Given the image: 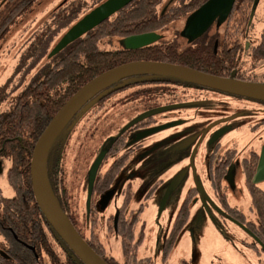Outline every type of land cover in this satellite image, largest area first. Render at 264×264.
Wrapping results in <instances>:
<instances>
[{
    "label": "flooded vegetation",
    "instance_id": "obj_1",
    "mask_svg": "<svg viewBox=\"0 0 264 264\" xmlns=\"http://www.w3.org/2000/svg\"><path fill=\"white\" fill-rule=\"evenodd\" d=\"M208 1L134 0L103 23L109 24L111 34L98 46L117 64L113 68L130 63H161L201 73L205 69L214 70L212 76L264 85V17L258 15L260 10H264V0L257 3L256 0H235L228 16H218L202 35L194 38L187 28ZM123 19L127 21L124 23ZM33 20L30 19L29 24ZM146 35H152L154 39L148 45L135 48L136 44L130 41ZM12 49H0V53L11 52ZM196 56L201 58L202 71L189 65L191 57ZM132 84H137L134 87L141 91L137 99L138 114L120 124L118 129H112L111 125L103 129L110 139H106L108 145L101 147L98 154L91 157L96 159L102 152L105 153L96 174L90 202L89 171L94 160L91 159L88 170L80 165L75 167L72 160L68 162L66 172L69 176L66 180H63L59 166L47 165L51 190L66 216L68 214L63 201L70 194L78 201V217L73 227L82 239L106 263L128 264L123 250L124 237L126 244L136 245L135 260L138 264H152L151 258L139 254L143 235L138 233L137 224L142 223V209L131 208L132 199L125 197L122 207H116L115 212L109 214L107 230L101 225L100 214L108 210L107 202L111 198L114 181L117 179V184L123 181L125 173L120 180L119 174L135 165L134 156L144 146L142 142L145 140L133 142L139 133L181 122V125L172 127L171 134L159 137L162 139L167 136L169 140L171 135L193 132L196 127L191 124L199 121L205 124L199 130V136L211 133L213 138L199 155L200 151L196 149L189 160L185 157L181 159L195 182L191 183V190L179 210L176 223L164 232L162 243L165 244V240L175 231L181 230L179 228L183 226L185 217L194 207H207L215 199L220 206L224 205L226 211L234 214L231 217L234 224L226 222V227L241 225L240 228L245 227L252 232L253 241L246 243L264 255V189L261 188L264 186V170L260 174L264 158V100L215 90L172 76L147 74L114 83L87 104L98 100L109 89ZM143 89L151 91L142 93ZM106 98L115 99L111 95ZM150 112L155 113L139 119ZM77 115L66 127L71 125ZM103 116L101 123L105 124L112 114L109 112ZM138 119L140 121L132 125ZM231 133L238 137V141L231 138L222 141ZM10 167V161L0 158V180L3 178L12 191L11 195H5L0 184V200L17 199L15 190L7 181ZM16 207L7 211L0 202V264H79L76 261L80 259L56 233L39 206V209L35 208L31 202L22 212ZM8 213L12 220L5 219ZM85 215L92 218L97 216V219L90 226L82 225ZM87 221L90 222L89 217ZM95 223L97 227L92 232ZM103 232L121 239L123 262H119L104 245L101 239ZM93 239H98L100 249L94 246ZM162 259L164 264L167 263L168 259L164 256Z\"/></svg>",
    "mask_w": 264,
    "mask_h": 264
},
{
    "label": "trees",
    "instance_id": "obj_2",
    "mask_svg": "<svg viewBox=\"0 0 264 264\" xmlns=\"http://www.w3.org/2000/svg\"><path fill=\"white\" fill-rule=\"evenodd\" d=\"M50 1L0 0V49L6 51L13 48L11 59L14 61L12 76L0 88V158L11 162L7 181L17 194L15 200H0L7 211L16 205L22 212L31 202L38 208L30 177V163L36 143L56 114L82 87L117 65L98 46L111 34L108 23L84 35L55 57L48 58L64 32L103 0H65L50 10L44 19L36 18L37 14L47 10ZM30 19H34L32 24H29ZM200 59L191 57L189 65L202 71ZM203 71L209 75L215 74L214 70ZM135 85L107 90L98 100L87 104L71 125L58 135L50 147L47 165L59 166L63 180L69 176L66 170L71 160L75 167L80 165L88 170L95 158L91 157L97 155L101 147L108 145L110 138L103 130L107 125L118 129L120 124L138 114L137 99L141 91ZM143 90L142 93L151 91ZM110 95L115 99L106 98ZM102 99L103 102H99ZM129 101L132 103L128 104ZM109 112L111 119L102 124L103 115ZM69 190L71 192V188ZM1 191L0 186V195ZM63 204L74 226L78 217V201L70 194ZM5 219L12 220L9 213ZM96 219L97 216L92 218L85 215L82 225L90 226ZM96 227L97 223L93 225L92 232ZM178 232L175 231L165 240L163 256L166 259L174 250ZM97 240L93 239L92 243L100 249ZM122 240L126 262L138 264L135 260L136 245L126 244L124 237ZM76 262L84 264L80 260Z\"/></svg>",
    "mask_w": 264,
    "mask_h": 264
},
{
    "label": "rangeland",
    "instance_id": "obj_3",
    "mask_svg": "<svg viewBox=\"0 0 264 264\" xmlns=\"http://www.w3.org/2000/svg\"><path fill=\"white\" fill-rule=\"evenodd\" d=\"M59 1L55 0L50 7ZM258 15L264 17V10H260ZM12 55L13 51L0 53V88L12 76ZM191 125L196 127L193 132L171 135L169 140L167 136L159 137L171 134L173 128L144 138V146L134 156L135 165L119 174L118 180L124 173L125 177L118 184L117 179L114 181L112 195L107 202L108 210L100 214L101 225L107 230V218L116 207H122L125 197L132 199L130 207L142 209V223H136L138 233L143 235L139 254L151 258L152 264H164L163 234L176 223L179 210L191 190V183L195 182L181 159L185 157L189 160L196 149H199V155L213 138L211 133L199 136L198 132L205 124L194 121ZM230 138L238 141L234 133L222 141ZM0 184L5 195L12 194L3 178ZM261 188L264 189V186ZM212 200L207 207H194L185 217L174 250L165 264H264V255L246 243L253 241L252 232L245 227L240 228L241 225L226 227V222H235L231 220L233 212L226 211L223 204L220 206L217 200ZM101 239L113 256L123 262L121 239L107 232L101 234Z\"/></svg>",
    "mask_w": 264,
    "mask_h": 264
},
{
    "label": "water",
    "instance_id": "obj_4",
    "mask_svg": "<svg viewBox=\"0 0 264 264\" xmlns=\"http://www.w3.org/2000/svg\"><path fill=\"white\" fill-rule=\"evenodd\" d=\"M132 1L134 0H105L94 7L63 34L52 48L48 58H53L61 53L69 45L94 30L97 26L108 20ZM258 1L259 0H256V3ZM234 2L235 0H209L200 8L198 13L195 14L187 28L188 33L194 38L202 35L213 24L218 16L222 18L230 14ZM151 36L152 35L139 36L130 41L133 44H136L135 48H138L152 43L154 39ZM147 74L172 76L215 90H222L227 93L264 100V85L219 78L192 69L152 62L130 63L113 68L94 78L82 87L61 108L39 138L33 150L30 168L31 182L37 204L56 233L84 264L107 263L82 239L60 208L53 195L48 180L47 156L51 145L58 135L91 99L114 83L130 77ZM154 113L155 112H150L139 119H145V117L151 116ZM139 119L132 125L140 121ZM181 124L182 123L180 122L150 128L139 133L133 142H138L140 139ZM104 156L105 153L102 152L93 162L89 171V202L96 174L103 162ZM263 170L264 158L262 159L260 174H262ZM198 187H200V185Z\"/></svg>",
    "mask_w": 264,
    "mask_h": 264
}]
</instances>
